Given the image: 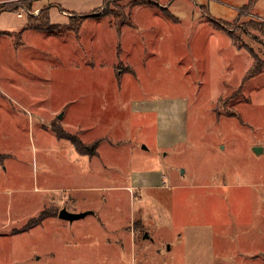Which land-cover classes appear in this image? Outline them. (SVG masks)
<instances>
[{
  "label": "rangeland",
  "instance_id": "374dc122",
  "mask_svg": "<svg viewBox=\"0 0 264 264\" xmlns=\"http://www.w3.org/2000/svg\"><path fill=\"white\" fill-rule=\"evenodd\" d=\"M141 1L0 0V264H264V0Z\"/></svg>",
  "mask_w": 264,
  "mask_h": 264
},
{
  "label": "trees",
  "instance_id": "16d2710c",
  "mask_svg": "<svg viewBox=\"0 0 264 264\" xmlns=\"http://www.w3.org/2000/svg\"><path fill=\"white\" fill-rule=\"evenodd\" d=\"M146 7H151V4L146 3V2L143 0V1L139 2L137 5H135L132 9H136V8H146ZM127 17H128V21H129V23L127 24V28H132L131 25H130V21H131V17H132L131 14H129ZM121 18H123V17H121ZM118 19H119V18H118ZM124 27H125V26L119 28V29H118V30H119L118 32H120V30L123 29ZM79 29H80V26H76V27L71 26V27H69L68 30H66V31H67L68 34H69V33H75V34H77V33L79 32ZM261 29H262V26H260V30H261ZM32 30H34V31H38V32L49 33V34H51V35H53V36H58V37H62V36H64L63 33H60V32H59L57 35H55V34L53 33V32H54L53 29L48 28L47 26L35 27V28H32ZM64 31H65V29H64ZM261 73H262L261 65L258 64V63L255 61V63L253 64V67L251 68V70H250L249 73L247 74V77H246V78H247L248 80H252V79H254L255 77L259 76ZM68 141H70L69 138H68ZM70 142L72 143L74 149L76 150V152H77L79 155L84 156V155L88 152V151H86L85 149L82 148L81 144H80L77 140L74 139V140H71ZM97 146H98V145H95V146L89 151L88 154H90V155L86 154V156H90V157L95 156Z\"/></svg>",
  "mask_w": 264,
  "mask_h": 264
},
{
  "label": "water",
  "instance_id": "95a60500",
  "mask_svg": "<svg viewBox=\"0 0 264 264\" xmlns=\"http://www.w3.org/2000/svg\"><path fill=\"white\" fill-rule=\"evenodd\" d=\"M256 155H260L262 153L261 149H254L253 151ZM86 217V215H70L68 214L66 211H61L58 215V218L61 221H65V222H75V221H79L82 220Z\"/></svg>",
  "mask_w": 264,
  "mask_h": 264
}]
</instances>
